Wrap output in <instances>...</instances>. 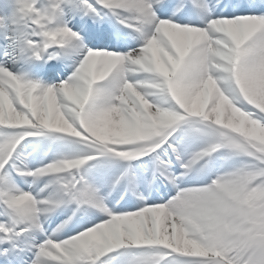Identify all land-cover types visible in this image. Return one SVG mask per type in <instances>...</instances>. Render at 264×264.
Returning <instances> with one entry per match:
<instances>
[{
    "label": "snow or ice",
    "instance_id": "1",
    "mask_svg": "<svg viewBox=\"0 0 264 264\" xmlns=\"http://www.w3.org/2000/svg\"><path fill=\"white\" fill-rule=\"evenodd\" d=\"M0 264H264V0H0Z\"/></svg>",
    "mask_w": 264,
    "mask_h": 264
}]
</instances>
